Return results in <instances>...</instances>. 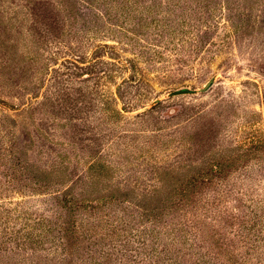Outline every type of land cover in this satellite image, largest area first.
Wrapping results in <instances>:
<instances>
[{
	"label": "rangeland",
	"instance_id": "374dc122",
	"mask_svg": "<svg viewBox=\"0 0 264 264\" xmlns=\"http://www.w3.org/2000/svg\"><path fill=\"white\" fill-rule=\"evenodd\" d=\"M171 2L0 0V264L62 259L55 246L70 215L59 200L70 189V198L108 201L98 218L76 216L82 230L116 231L86 237L75 248L82 255L66 264L94 262L101 249L119 264L150 255L158 264H189L188 250L199 264H226L200 242H190L195 252L175 242L150 246L146 217L171 216L167 231L177 229L176 214L185 210L165 215L175 200H196L198 212L208 201L204 218L225 226L242 260L264 264V0ZM149 7L189 18L203 44L196 64L165 75V62L145 53L162 51L166 38L139 26L136 9ZM117 57L139 59L145 79H125L129 71L114 65ZM214 74L206 93L167 95L202 88ZM256 141L263 146L254 159L231 162ZM221 159L225 173L210 174ZM201 174L208 179L197 194L184 195L191 176ZM220 206L224 221L216 220ZM37 222L50 229L46 236L37 237Z\"/></svg>",
	"mask_w": 264,
	"mask_h": 264
},
{
	"label": "trees",
	"instance_id": "16d2710c",
	"mask_svg": "<svg viewBox=\"0 0 264 264\" xmlns=\"http://www.w3.org/2000/svg\"><path fill=\"white\" fill-rule=\"evenodd\" d=\"M174 4H176V0H171ZM188 1H195L196 0H188ZM171 2V3H172ZM201 2V1H199ZM126 4V2H124ZM107 4V3H105ZM133 5V4H132ZM140 12L139 15V26H142L144 29H148L150 27H153L154 29H157V35L159 34L160 40H162L164 37V47L163 50L166 48V50L169 52V55L166 56L165 51L161 50H155L149 49L146 54L151 53L153 56L159 58V61L165 62V65L161 67V70L164 72L165 75L170 72H174L175 70L182 71L184 70L188 65L193 66L196 64L198 60V55L201 52V46L202 39L199 35V33L191 29V26L189 24V18L184 17V20H181L180 18H172L170 14H172L171 10H167L166 14H162V12H156L153 11L151 7L149 9L145 10H137ZM152 58H148L147 62L151 63ZM204 60L205 57L202 56L201 60ZM139 60V59H137ZM137 60L134 59H121L120 57L115 58L114 65L123 67L124 69H127L129 71V74L125 76V79L128 78L130 81H134L136 78L140 77L142 79L144 78L145 73L141 74V71L138 68ZM140 62V61H139ZM151 65V64H150ZM189 68V67H188ZM187 68V70H188ZM124 79V80H125ZM117 97V95H116ZM118 99V97H117ZM253 146L250 148H247L244 154H236L234 155V161H231L233 163L240 162L242 159H254L257 155V152L262 148V144L260 142H254L252 144ZM244 155V156H243ZM259 157V156H258ZM227 162L225 160L221 159L217 163L210 164L209 166V172L210 174H223L226 170ZM209 174V175H210ZM207 175V174H206ZM98 177V175H96ZM203 179L207 180L208 177L205 176V174L201 175H192L191 179H189L188 183L186 184L185 188H183V194H197V188L199 187L198 182ZM85 181V184L87 185L92 180L91 178L83 179ZM76 186L72 188V190H76ZM81 189V188H80ZM69 192V195L68 193ZM71 189L67 190L64 193L63 200H59V203L62 204V209H65L68 214L70 215V218L67 220H60L61 221V229L63 230L62 236L59 240V244L55 246V253L60 254L62 256V259L57 264H66L67 262L73 263L74 258L72 256H81V251H76L75 248L82 247V243L87 240L86 237L92 239L97 238L96 236H100L101 234H104V231H98L95 225H89L88 228L82 230L81 223H77L76 216L82 213V211H87V213H90L91 216H95V218H98L100 215V210L103 204L108 202L107 200H77L76 198L69 197L71 196ZM68 195V197H67ZM201 201V200H199ZM64 202V203H63ZM196 200H175V203L170 207L167 205L166 208V214L170 215V212L172 213L175 209V212L177 210H185L184 214H181L177 217V226L176 229L173 227L171 230L167 231V228H169L170 225H172V221H167L166 219H169L171 216L161 218L160 215H157L155 217H152L151 215H147L146 222L148 223L147 229L148 231V239L150 246L152 245H160V243L168 242L169 245L172 243H176L174 245L179 246L180 250L183 247H186L185 245H189L188 248L192 247V250L195 252V246H197L198 242L202 243L204 246L205 251H209L214 254V258L220 260L221 262H224L226 264H249L247 260H242L240 253L238 252L236 246V249L233 246H231V242L228 243V241H231L229 237L227 236V230L224 225H219L215 221L209 222L206 217V211H207V205L208 201H203L202 207L204 210L202 212H198L194 210L196 207ZM221 207V206H220ZM215 213L216 220L224 221V211L221 207L220 210H216ZM212 213V212H211ZM233 214V218L236 220L239 214ZM243 218H240L239 224L241 223ZM36 220L30 218L29 222H34ZM95 221V220H94ZM164 221V224H162ZM234 221V220H233ZM169 222V224L167 223ZM167 223V224H165ZM88 224V222L86 223ZM107 225V222H106ZM106 225H104L103 229H106ZM162 225V226H161ZM211 225L207 229V227ZM43 226V222H37L34 226L35 230H40L42 233H39L37 235L38 238L41 236H46L47 233L50 231L49 228H44L41 230ZM109 226V225H108ZM189 228L191 231L186 233L185 229ZM96 229V230H95ZM116 231V228H114L113 225L109 226V228L106 230V235L113 234ZM237 238V237H236ZM47 239V238H45ZM37 240V239H36ZM210 240V241H209ZM35 240H30L29 243H34ZM40 243H43V239L37 240ZM48 241L52 242V239H49ZM173 241V242H172ZM193 241L192 245H190V242ZM38 242V243H39ZM92 241H90L91 243ZM99 242V241H98ZM96 242V244L98 243ZM93 243V242H92ZM95 244V245H96ZM180 244V245H178ZM208 244V248H207ZM99 245V243H98ZM154 245V246H155ZM202 246V245H200ZM93 245L91 246V248ZM74 248V250H73ZM197 249V248H196ZM179 250V251H180ZM199 250V249H197ZM190 254H193L194 258L188 259L189 264H199L201 260L197 255L190 252ZM198 252V251H197ZM199 253V252H198ZM112 254L110 252L103 251V249L100 250L99 256L95 257L93 255V258L91 260H94V262H89L87 264H119L117 262L110 261L105 258L106 256H111ZM64 256V258H63ZM182 256V255H181ZM69 257V260L66 262V258ZM184 256H182L183 258ZM204 257V256H201ZM61 258V257H60ZM90 259V258H88ZM157 256L155 258L150 256H145L144 258L140 259L139 262L136 263H126L120 262V264H158V261L156 262ZM125 260H129L128 258H125ZM180 264H184L181 261H179ZM175 262L174 264H176ZM56 264V263H54ZM206 264H213L210 261L206 262ZM217 264V263H214ZM220 264V262H219Z\"/></svg>",
	"mask_w": 264,
	"mask_h": 264
},
{
	"label": "water",
	"instance_id": "95a60500",
	"mask_svg": "<svg viewBox=\"0 0 264 264\" xmlns=\"http://www.w3.org/2000/svg\"><path fill=\"white\" fill-rule=\"evenodd\" d=\"M218 79V74H214L207 82L206 84L202 87V88H192L189 86H185V87H180L174 90H171L167 95L168 97H176V96H181V95H194V94H199V93H206L208 91H210L213 86L216 84ZM162 98H158L156 100H154L150 106L145 107L142 111H145L149 108L154 107L155 105H157L159 102H161Z\"/></svg>",
	"mask_w": 264,
	"mask_h": 264
}]
</instances>
